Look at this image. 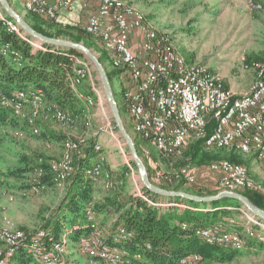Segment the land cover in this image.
<instances>
[{
  "label": "built area",
  "instance_id": "2783aa9c",
  "mask_svg": "<svg viewBox=\"0 0 264 264\" xmlns=\"http://www.w3.org/2000/svg\"><path fill=\"white\" fill-rule=\"evenodd\" d=\"M77 1L82 8H87L90 1L98 3L97 11L89 15L83 29L100 41L110 55L108 63L113 70L119 71L124 105L138 141L152 145L166 158H174L183 156L190 139H202L206 151L236 148L241 153L254 154L264 164V60L253 63L257 75L250 87L236 93L225 85L220 72L207 64L187 60L173 36L155 27L130 0H22V5L26 12L56 21L61 9L74 11ZM251 8L259 10L262 5L252 3ZM0 19L12 32L29 40L1 6ZM135 32L139 33L135 38L140 39V52L131 43ZM29 41L36 49L46 50L35 41ZM3 52L16 62L23 58L9 43L3 46ZM73 59L71 86L84 103L81 112L68 111L47 101L44 91L35 88L17 90L12 95H5L0 90V104L26 121L35 135L40 133L39 121H52L61 126H75L84 121L90 128L93 126V108L97 107L101 110V129L117 138V128L112 115L106 111V98L93 65L83 56L75 55ZM245 68L249 70L251 67L245 65ZM84 85L91 93L85 92ZM211 119L216 125L209 134L207 127ZM88 144L87 134L69 137L64 140L62 156L49 161L48 168L44 166V159H38L29 174V186L21 190L22 196L47 189L48 184L44 182L47 174L54 186L62 188L75 174L74 155H82ZM102 149L100 141L94 143L96 161L85 171L86 177L95 185L105 174ZM143 152L147 156L150 154L148 146L143 147ZM154 164L156 170L150 173V177L155 183L192 185L197 181L196 172L189 165L167 171L159 168L157 162ZM210 168L221 172L219 184L223 189H249L264 197V184L250 175L245 164L223 159L213 161ZM9 200L15 201V197L11 195ZM175 205L188 207L180 203ZM228 208L239 211L240 215L201 228L198 233L205 242L235 250L246 248L251 239L264 243L263 221L244 207ZM86 216L91 230L79 237L77 247L88 257L87 264H93L96 258L107 264H132L128 249L107 242L93 202L86 207ZM132 235L131 231L120 226L116 240ZM68 241L65 233L60 239H54L48 230L42 228L29 234L12 218L4 217L0 220V264H6L21 246L33 257L31 264H78L66 260ZM134 257H140V254ZM200 263L198 253L180 258V264Z\"/></svg>",
  "mask_w": 264,
  "mask_h": 264
},
{
  "label": "trees",
  "instance_id": "16d2710c",
  "mask_svg": "<svg viewBox=\"0 0 264 264\" xmlns=\"http://www.w3.org/2000/svg\"><path fill=\"white\" fill-rule=\"evenodd\" d=\"M10 2L11 4L13 3L12 0ZM13 6L17 7V5ZM20 11L22 12L23 10ZM25 16L36 30L45 35L54 37L65 33L59 30L53 33L48 31L44 27L45 23H49L46 21L47 18L44 17V20L38 14L26 12ZM47 20L50 23L56 22L50 19ZM65 27L69 29V32L65 34L74 41H82L85 36L93 37L81 27V29L74 26ZM26 37L34 41L32 38ZM29 40L12 32L5 22L0 19L1 93L12 95L15 91L21 89H42L47 101L56 103L68 111L81 112L83 109L82 100L71 86V77L74 75L73 57L82 55L74 49H58L48 45L44 46L46 50L36 49ZM8 43L22 54L23 58L20 62H16L11 56L4 54L3 46ZM86 45L91 47L90 42H86ZM100 50L99 58L106 65L110 60V55L103 47ZM247 61L249 63L252 62L250 59ZM118 73L119 71L116 70L108 71L110 80L112 75H118ZM84 89L86 93H91L87 86ZM125 109L126 107L123 104L121 112H124ZM19 123L26 125L30 129L26 121L14 115L9 108L0 104V126H17ZM42 124L40 121L38 122L39 127ZM215 125L216 121L211 119L207 127L209 134L212 133ZM36 135H40L44 139L54 138L57 141L64 139V136L58 133L48 137L44 130H40V133ZM135 141L140 155L144 157L143 147L148 146V144L137 139ZM94 143L95 139L90 138L83 154L80 156L74 155L76 171L71 177L69 189L57 209L41 225V228L48 230L54 239H60L63 233L67 234L70 239L75 240H78L84 234H88L91 227L87 220L86 207L93 202L94 210L98 215L104 214L102 225L109 220L110 212L117 214L111 228L112 232L106 239L110 244H116L128 249L132 264H180V258L191 253H198L203 264H212L215 261L224 262L232 260L236 256L239 250L209 244L202 239L198 231L207 225L230 217L232 209L228 207H242L238 200L222 198L209 204L197 203L180 197H165L153 193L145 187L142 188V194L139 195L132 193L124 197L117 193L106 195L102 200H94L95 184L85 174L87 167L91 164V160L97 156V152L94 150ZM202 145V139L192 144L189 151L192 163L199 165L228 159L244 164L239 155L241 152L236 148L229 149L230 152L223 156L219 152L218 154L213 153V150H204ZM215 150L221 151L225 150V148ZM43 159L46 162L44 166L48 168L50 160ZM23 163L24 165L6 168V170H3L4 174L11 177L24 174L29 176L35 163H31L27 159H24ZM131 163L136 167L134 161L131 160ZM44 182L52 184L49 174L44 177ZM158 184L164 188L186 190L201 195L213 194L219 191V189L206 191L190 189L183 183L174 185ZM27 186H29V183ZM242 193L254 204L264 208V197L259 192L246 189ZM176 203L184 204L188 207H180L175 205ZM120 226L131 231L133 233L132 237L117 241L116 238ZM148 244L150 247H148ZM135 254H140V257H134ZM33 260L27 249L21 246L7 260L6 264H31ZM93 264L107 263L100 258H96Z\"/></svg>",
  "mask_w": 264,
  "mask_h": 264
},
{
  "label": "rangeland",
  "instance_id": "374dc122",
  "mask_svg": "<svg viewBox=\"0 0 264 264\" xmlns=\"http://www.w3.org/2000/svg\"><path fill=\"white\" fill-rule=\"evenodd\" d=\"M15 1L19 2L18 0ZM130 2L141 9L155 27L161 31L170 33L183 53H190L191 56L197 58V62L209 65L214 70L220 72L226 79L240 81V79L244 80L249 74L251 76L255 74V80L257 73L256 69L252 67L253 63L264 59V0H130ZM252 3H260L262 9H252ZM15 5H17L15 9L19 12L23 10L21 13L25 15L26 11L24 8L18 5V3H15ZM43 19L45 20L44 17ZM46 21L49 23H45L44 27L52 33L58 30L66 34L69 32L68 28L58 22L50 23L47 19ZM46 24H49L50 27ZM78 28L81 29L80 27ZM65 33L54 37L71 39ZM35 42L41 45L39 42ZM79 42L85 45L86 42H90L91 47L87 46L93 49L96 54H100L101 43L95 37L85 36ZM248 59L252 60V62L249 63ZM245 65H249L251 68L247 70ZM108 66L107 64V70L111 71ZM95 76H97L96 72ZM111 81L117 101L120 108H122L124 104L123 84L120 82L118 75H112ZM98 83L101 85L99 80ZM245 90L246 88L242 92ZM105 107L106 111L112 115L107 100ZM97 111L101 110L95 109L94 112L97 113ZM99 113L96 114L93 120V131H97V134L93 138L99 139L100 135H103L100 138V142L105 144L102 149L104 157L102 167L105 174H109V177L106 176L107 174H104L100 182L95 185L98 186L97 188L95 187V190H102L107 195L117 193L124 197L132 193L137 195L139 192H142L143 187L138 169L131 163L128 147L124 144L118 130L117 138H112L101 129L103 122ZM122 117L128 130L135 138L128 124L130 118L127 109L122 112ZM46 127L53 134L58 133L63 135L64 139L62 141H57L54 138L50 140L44 139L40 135L32 134L31 130L22 123H19L17 126H0V195L1 198L8 199L9 202H23L26 199L25 202L32 203L35 206L31 210L33 211L31 214L32 218L36 219L37 223L35 231L40 229L44 220L57 209L63 196L69 189L71 179L61 189L44 192L46 191L45 189L38 194L22 196L21 190L28 187L29 176L24 174L22 176L11 177L4 174L3 170H6L8 167L24 165V159L33 164H36L40 158L48 160L58 159L63 154L64 140L66 138L87 134L85 128L83 132L81 131V133H77L75 136V134L69 131L65 134L62 133V131L53 127V124H49ZM195 141L197 140L190 139L183 156L174 158H166L152 145H148L150 154L148 156L144 155L142 158L147 165L149 173L156 170L154 162L158 163L159 168L167 171L181 165H189L196 171L197 181L195 184L185 185L186 187L204 191L223 189L220 186L211 189L212 187L204 186L200 183L198 175L200 172L201 175L205 173L208 167L205 163L198 165L191 162L189 151ZM108 150H111L110 155L107 152ZM212 152L217 154L219 152L225 156L230 151L229 149H225L221 151L213 150ZM239 155L245 165L248 159H256V156L250 153H239ZM94 160L93 158L91 162L94 163ZM244 190L246 189H241L240 192ZM11 195L15 197V201L9 200ZM77 244L78 240L69 238L67 244L69 254L66 253V260L82 264L83 256ZM1 245L2 243L0 242V251L2 249ZM212 264H264V252L261 250L251 252L250 250L245 251L242 249L238 251L232 260L224 262L215 261Z\"/></svg>",
  "mask_w": 264,
  "mask_h": 264
},
{
  "label": "crops",
  "instance_id": "0c3cea01",
  "mask_svg": "<svg viewBox=\"0 0 264 264\" xmlns=\"http://www.w3.org/2000/svg\"><path fill=\"white\" fill-rule=\"evenodd\" d=\"M18 1L19 2L12 0V2H13L12 5H15V3L16 4L18 3V5L23 7L22 0H18ZM97 6H98V3L96 1H90L87 8H82L80 1H77V6H76L74 11H67L66 9H61L56 22H58L64 26H72V27L78 26V27H81L83 29L85 23L88 20L89 15L97 11ZM136 35H139V33L138 32L133 33L131 43H132L133 48L140 52L141 51L140 39L135 38ZM184 55L186 56L187 60H189L191 62H197V58L194 56H191L190 53L184 52ZM107 64L109 65L108 67L110 68V70L113 71V68L111 67L110 63L107 62ZM107 64H106V66H107ZM254 75L255 74H253V76H251L249 74L247 77L244 78V80L240 79V81H238L236 79H229V78L226 79L224 76L223 77H224L225 85L227 87L231 88L236 93H241L245 88L247 90L250 87V85L252 84V82L254 80ZM84 86H86V85H84ZM82 107H84V103H82ZM95 109H98V108H93V113H94L93 114L94 115L93 120L95 119L96 114H98L100 112V111H97V113H95L94 112ZM41 124H42V126L40 127V130H42V131L44 130L47 133L48 137H50V136L52 137V135H53V133L50 132V129H48V127H46L49 124H53V127L57 128L59 131H62V133H64V134L68 133V131H69V132L75 134V136L77 135V133H81V131L83 132L84 128H85L89 139L94 137L93 126L90 128L86 127L84 124V121H79L74 127H72V126H61V125H59L55 122H52V121L41 122ZM128 124H129V126L133 132L131 122H129ZM44 126H45V129H44ZM102 136L103 135H100L99 139L95 137L94 138L95 142L100 141V138ZM103 145L105 146V144H103ZM107 146H109V144H107ZM107 152L110 155L111 150H108ZM62 153H63V151H62ZM61 156H62V154L60 155V157ZM60 157H58V158H60ZM94 159H95L94 160V162H95L96 157ZM92 163L93 162H91V164ZM211 163H205V164H207V167L209 169L207 168V170H205V173H202V175L200 172L198 175V179H200V183L203 184L204 186H210V187H212L211 189H214V188L220 186L219 179L221 176V172L212 170L210 168ZM247 164L246 165L249 168L250 175L254 179H256V180H258L264 184V164L262 162H260V160L257 157L255 160L248 159ZM95 187L97 188L98 186H95ZM53 189L57 190V189H61V188H58V187L54 186L53 184H48V187H47L46 191H44V192H47V191H50ZM105 195H107V194L104 193L102 190H95V192L93 194V198H94V200H102ZM25 200L26 199H24L23 202H17V201L16 202H9L8 199L6 200L4 198H1V195H0V220H2L4 217L12 218L14 221H16V223L24 231L26 230L25 232L28 231L27 233L33 234L34 232H36L35 226L37 223H36V219L32 218L31 214L33 211H31V210H33V208L35 206L32 203L29 204V202H25ZM230 215L231 216H239L240 213L237 210H232V213ZM98 216H99V221L101 224L102 219L104 218V214H99ZM116 217H117L116 213L110 212L109 220L106 221L105 224H103V225L101 224L103 234L106 238H108V236L112 232L111 228L113 226V222L116 220ZM39 227H40V225H39ZM250 243H253V244H250ZM250 243L243 250H245V251L250 250L251 252L261 250L264 252V243L263 242L257 241L255 239H251ZM1 247H2V245H1ZM67 254H69L68 251H67ZM81 255L83 256V258H82L83 263L82 262L81 263L87 264L88 257L82 253H81Z\"/></svg>",
  "mask_w": 264,
  "mask_h": 264
},
{
  "label": "water",
  "instance_id": "95a60500",
  "mask_svg": "<svg viewBox=\"0 0 264 264\" xmlns=\"http://www.w3.org/2000/svg\"><path fill=\"white\" fill-rule=\"evenodd\" d=\"M0 6L2 10L19 25L21 30L26 36L39 42L42 46H54L58 49H74L78 51L83 57L88 59L97 74V78L103 89L105 98L107 100L112 117L116 124V128L120 134V137L124 141V144L128 147L131 160L135 162L138 169V174L142 182V187H145L149 191L165 196V197H180L189 201L197 203H213L222 198L236 199L240 202L242 207L250 211L256 218L264 222V208H261L254 204L245 194L238 190L221 189L213 194H196L186 190L169 189L160 186L155 183L151 177L147 165L140 155L136 141L131 132L128 130L123 117L120 105L117 101L112 81L108 75L106 65L100 60L99 55L95 53L93 49L88 47L82 42H77L67 38L52 37L45 35L36 30L33 25L26 19L25 15L11 4L10 0H0Z\"/></svg>",
  "mask_w": 264,
  "mask_h": 264
},
{
  "label": "bare ground",
  "instance_id": "6f19581e",
  "mask_svg": "<svg viewBox=\"0 0 264 264\" xmlns=\"http://www.w3.org/2000/svg\"><path fill=\"white\" fill-rule=\"evenodd\" d=\"M37 45H39V44H37Z\"/></svg>",
  "mask_w": 264,
  "mask_h": 264
}]
</instances>
